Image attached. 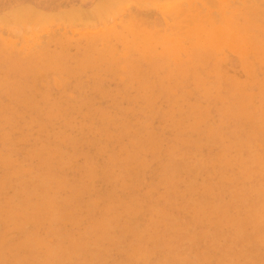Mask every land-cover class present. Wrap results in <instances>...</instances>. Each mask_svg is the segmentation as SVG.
I'll return each mask as SVG.
<instances>
[{
  "label": "rangeland",
  "instance_id": "374dc122",
  "mask_svg": "<svg viewBox=\"0 0 264 264\" xmlns=\"http://www.w3.org/2000/svg\"><path fill=\"white\" fill-rule=\"evenodd\" d=\"M231 2L0 0V264H264V0Z\"/></svg>",
  "mask_w": 264,
  "mask_h": 264
},
{
  "label": "bare ground",
  "instance_id": "6f19581e",
  "mask_svg": "<svg viewBox=\"0 0 264 264\" xmlns=\"http://www.w3.org/2000/svg\"><path fill=\"white\" fill-rule=\"evenodd\" d=\"M161 1V0H160ZM227 1V0H226ZM230 1V3L232 4V2H231V0H229ZM232 1H234V0H232ZM246 1V0H245ZM252 1V0H251ZM258 1V0H257ZM184 3V2H183ZM192 3V2H191ZM235 3H238V0H237V2H236V0H235ZM185 4V3H184ZM186 4H187V2H186ZM190 4V3H189ZM197 4V3H196ZM239 4V3H238ZM263 4V3H262ZM146 5H147V3H146ZM167 5V4H166ZM261 5V4H260ZM161 6V5H160ZM166 7V6H165ZM163 8V7H162ZM93 9V8H92ZM109 11V10H108ZM225 13H227V12H225ZM211 14H213V13H211ZM124 15V14H123ZM125 15H127V14H125ZM147 15H148V13H147ZM125 17V16H124ZM83 23V22H82ZM20 27V26H19ZM18 27V28H19ZM21 28V27H20ZM28 28V27H27ZM21 30V29H20ZM19 30V31H20ZM28 32V31H27ZM19 33V32H18ZM222 66V65H221Z\"/></svg>",
  "mask_w": 264,
  "mask_h": 264
}]
</instances>
